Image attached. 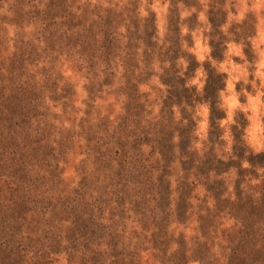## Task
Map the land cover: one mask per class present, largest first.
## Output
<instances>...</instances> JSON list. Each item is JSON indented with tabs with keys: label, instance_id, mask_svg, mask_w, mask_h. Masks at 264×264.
<instances>
[{
	"label": "clouds",
	"instance_id": "obj_1",
	"mask_svg": "<svg viewBox=\"0 0 264 264\" xmlns=\"http://www.w3.org/2000/svg\"><path fill=\"white\" fill-rule=\"evenodd\" d=\"M260 157L264 0H0V228L23 264H228Z\"/></svg>",
	"mask_w": 264,
	"mask_h": 264
},
{
	"label": "trees",
	"instance_id": "obj_2",
	"mask_svg": "<svg viewBox=\"0 0 264 264\" xmlns=\"http://www.w3.org/2000/svg\"><path fill=\"white\" fill-rule=\"evenodd\" d=\"M213 46L216 48V51L214 53V57L215 58H221L222 49H221L220 45L214 44ZM195 66L196 65L193 64V68ZM180 83L182 84L183 81H181ZM222 87H223V85H222L221 79L219 77H216L210 71V78H209V81H208V84L206 87V99L211 100L213 103V109H212L213 120L223 118V113L217 111L215 108V103H216V99H217L216 94H217L218 89H220ZM174 95L177 97V99H180L182 97H187L190 100V97L188 96L187 90H184L183 92L177 91L174 93ZM10 110L15 114L16 112H18L20 110V106L16 105L15 108H11ZM218 135H219V131L217 130L216 132H214L212 134L213 140L217 139ZM187 146H188V142H187V139H185L184 142L182 143L181 147H182V149H186ZM162 147L166 151L169 150L166 143H163ZM238 154H240L242 156V152H239V150H238ZM258 159H259L260 163H264V157H260ZM253 162L255 163L256 161H253ZM231 166H232V164L225 165L223 162H217L214 157L210 156L209 159L206 161V163H205V165L201 171L206 174V172L208 170L215 169L217 171V173H219V172L225 170L227 167H231ZM236 166H238V165H236ZM210 190L214 191L217 194V198H219V196L222 195V192H223V185L218 183V184L212 186ZM225 206H226L225 202H222L220 205L221 208L222 207L224 208ZM233 211L236 215L242 217L244 222H245V227L243 230H241L244 233L243 235H246L247 238L250 236L252 238L254 236L255 237L259 236L261 239L264 238V236L261 235V233H260L261 231H259L257 228V225L259 223L264 222V204L257 206V205L252 204L251 201H247V202L242 201L239 205H237L233 208ZM84 226H85L84 231H86V234L92 230L89 222H88V224L86 223V225H84ZM255 242H256L255 240L252 241V243H255ZM238 243H239V245H238L239 248L244 247V243L242 244V243H240V241ZM263 250H264V247H263ZM254 261L256 263H259V264L260 263L264 264V251H263L262 255H261V253L258 254L257 257L254 258Z\"/></svg>",
	"mask_w": 264,
	"mask_h": 264
},
{
	"label": "rangeland",
	"instance_id": "obj_3",
	"mask_svg": "<svg viewBox=\"0 0 264 264\" xmlns=\"http://www.w3.org/2000/svg\"><path fill=\"white\" fill-rule=\"evenodd\" d=\"M17 105L20 106L19 103H17ZM75 223V231L82 235L86 234V231H84V225H86V223L88 224V221H83L82 217L77 216ZM211 223V219L206 220L205 229L211 226ZM260 233L264 236V232ZM243 234L242 231H239L234 236L229 237L233 247L228 264H259L254 261V258L260 253L261 255L263 254L264 238L261 239L259 236H254L253 238L250 236L247 238L246 235ZM253 240L256 242L252 243ZM239 241L242 244L244 243L243 248H239ZM21 252L22 249L15 243L14 239L8 237L7 233L0 228V264H23V256ZM203 254V251H201V255Z\"/></svg>",
	"mask_w": 264,
	"mask_h": 264
}]
</instances>
